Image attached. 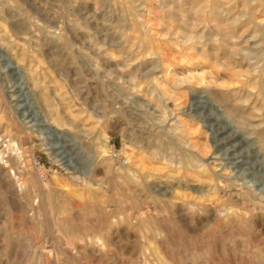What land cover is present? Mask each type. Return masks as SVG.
I'll use <instances>...</instances> for the list:
<instances>
[{"label":"bare ground","instance_id":"6f19581e","mask_svg":"<svg viewBox=\"0 0 264 264\" xmlns=\"http://www.w3.org/2000/svg\"><path fill=\"white\" fill-rule=\"evenodd\" d=\"M72 1L66 0L68 3ZM112 2L116 5L120 24L124 23V20H128L133 27L130 28L131 31L125 29V27L128 28L127 25L120 29L122 32L124 31V34L122 33L123 44H116L118 41L115 43L116 38L111 42H109L110 39H103L104 35L98 30V27L95 29L97 26L95 22L99 18L98 14L95 15L97 12L90 13L88 9H85L77 19H70L67 22L71 35L67 40L66 48L71 49L72 46L81 43L83 49L92 58H95L108 71L116 72L120 78L126 76L129 78L128 80L134 79L143 74L139 71L140 68H146L143 76L152 82L154 88L152 97L160 104V110L155 115L148 109L141 110L131 107L136 112V121L143 123L144 120H147L150 125V127L148 126L150 131L147 133L140 130V133H137L138 129L130 132L133 138L135 137L132 139L133 144L138 149L144 150L149 160L162 161L167 166L175 164L184 171L186 170L188 175L192 173L195 174V177L198 176L199 180L207 181L206 184L210 188L204 193L201 191L203 194L199 196L202 199L200 201L189 199L188 194L181 193V190L160 196L161 194H155V190L152 191L150 188L147 176H145L147 181H144L145 179H141L125 164L123 176L127 180L136 178L139 183L145 186L144 190H139L140 192L136 190L141 193V196H138L140 197L138 201L131 202L128 200L129 198L128 201L125 198H123L125 200H120V197L119 199L115 198L109 195L110 193L106 194L107 192L101 191L102 189L98 193L96 189H100V187H94L87 193L82 192L78 199L55 200L50 197L52 188L48 182L41 183L48 192L47 200L27 198L24 196L25 189L28 187L27 181L21 172L22 167L19 169L20 163H18L22 145L14 137L9 140H2L0 137V210L6 214L4 216L9 224L18 223L23 228L34 229L42 238L40 242L36 241V244L26 240L22 245V242L19 241L21 238L8 236L6 228L2 229L4 232L3 237H1L2 234L0 235V239L2 241L4 238L5 243L4 245L0 244V264H12V261H19L18 264H198L201 261L204 264H213L216 258L219 256L221 258L223 254L229 258V249L231 248H228L227 244L222 247L217 246L221 247V252L224 249L226 253L219 252L218 256L213 258L210 233L202 234L199 239L196 235V240L194 233L196 234L197 229L212 227L215 232L224 233L225 229L243 226L252 227L260 233L264 230V199L259 195L258 197L253 196L255 192L252 195L249 193L250 190L246 192L242 190L243 188L239 189L231 183L219 185L217 183L219 178L216 177L213 169L211 171L214 173L209 172L211 166L209 167L206 159L210 148L208 143L202 144L203 142L200 140L201 144H199L195 140L200 135L197 128L199 125L196 127L192 120L183 116L172 117L174 108L171 106L172 102L182 98L184 94L181 91L185 87L190 86L191 89V85L195 83L204 85V87L206 86L204 93L206 91L218 103V107H221L226 114L224 116L235 121L242 128L241 130L254 135L264 149V0H113ZM154 3H158V5ZM6 9L4 1L0 0V11L5 18L8 16L15 18L13 12L6 13ZM112 11L114 12V9ZM147 15H152L157 19L158 28L156 31L149 27ZM1 19L3 18H0V25L3 23ZM14 24L12 27H15L13 28L15 32L12 34L16 37L14 41L16 39L15 42L19 44L21 38L18 36L25 33V28L18 21ZM55 26L57 27V25ZM180 43L186 45L185 47L182 45L183 50L195 53L193 55L188 52L193 55L192 58L195 60L196 57L204 61L207 57L224 60L225 67L230 70L229 77H222L218 80V77L212 75L213 70L211 69V73L204 69L202 71L189 70L186 73L178 72L172 57L176 53L178 54V52L175 53L173 47L180 48ZM69 54L71 64H77L78 61L73 53ZM193 59L183 57V60L179 61H185L190 65ZM63 62L59 64L60 62L57 60L58 65L62 67H64ZM207 64L211 66L210 63L207 62ZM77 68L79 69L78 66ZM127 70L129 73H126ZM159 72L162 74L161 76ZM220 75L219 73L218 76ZM161 78L163 81L160 80ZM221 80L223 81L219 83ZM214 82L223 87L218 89L213 85ZM225 84L228 89L235 86L234 88L243 94V101L237 99L236 94L229 92L230 90L223 89ZM231 90L233 91V89ZM245 103H249L259 112L261 111V118H258L259 113L258 116L254 115L252 108L247 107ZM4 107L2 105L0 112ZM132 110L131 112H133ZM70 121L73 122L74 119ZM233 121L232 123H235ZM236 124L234 125L236 126ZM7 129H4V134L6 131L8 132L9 129ZM106 150L104 149V151ZM162 166L151 169L153 172L154 170L160 172L165 168ZM107 168L112 169L110 166ZM148 173L149 177L155 176L151 172ZM123 188L126 189V187ZM219 189L224 191L226 200L231 201L230 205L223 206V210L220 209L222 211H218L214 204V199L221 197ZM112 190L114 193L115 189ZM189 194L191 195V192ZM203 211L208 212V218L204 222L201 219L202 223H197L198 219L195 216ZM92 216H96L95 221L98 224L90 223L92 227H89L86 220ZM165 217L168 218V223L171 226L189 228L191 233L187 231L189 234L186 235V238L189 239L187 241L193 243L192 250L190 247V250L186 248L187 244L179 245L184 239L178 243V246L175 245L176 243L173 244L171 229L163 227L161 221L164 219L165 222ZM194 219L197 221L194 222ZM76 221L83 222L84 226H79ZM165 224L167 223L165 222ZM131 226H137L139 229L131 240L132 250H129L128 253L127 250L125 254L123 252L124 255L115 252L113 248L119 243L118 237L124 236L128 238L127 240L131 239ZM122 230L124 233L121 235L119 231ZM13 233L15 234V232ZM241 233L231 234V237L229 236L231 239L222 234L225 239L223 243L230 242L236 251L244 252L245 246H249L250 242L248 239V244L245 237L240 235ZM30 240H33L32 237ZM202 240H206L205 248L201 247L202 250H199L197 242ZM261 245L256 242V244L253 243V247L250 246L253 255L255 253L256 258L260 259L264 256ZM178 247H185L184 251ZM123 249L122 246L121 250Z\"/></svg>","mask_w":264,"mask_h":264},{"label":"rangeland","instance_id":"374dc122","mask_svg":"<svg viewBox=\"0 0 264 264\" xmlns=\"http://www.w3.org/2000/svg\"><path fill=\"white\" fill-rule=\"evenodd\" d=\"M3 1L8 9V11L6 9V13L13 12L12 14L15 15V18H9V16L5 18L0 11V18H3L1 19L3 23L0 25V106H5L2 109L3 111L1 110L0 112V137H2V140H9L14 137L22 145L19 151L18 163H20L19 169L22 167L21 172L28 185L24 196L47 200L49 198L48 192L42 184L43 182H48L52 188L50 197L55 200L64 198L78 199L82 192L87 193L94 187H100V189H96L98 193L103 191L107 192L106 194L110 193L109 195L115 198L119 199L120 197V200L129 198V201L135 202L140 199L138 196H141V193L136 192V190H144L145 186L139 183L136 178L127 180L123 176V173H125L123 168L126 164L141 179H145L144 181H147L145 178L147 176L150 188L152 191L155 190L154 193L157 195L165 196L172 194L173 191L181 190V193L188 194V198L193 201L202 200L199 196L210 188L206 184L207 181L205 182L204 179L199 180L198 176L195 177V174L193 175L190 172L188 175L186 170L184 171V169L177 167L175 164V167L171 164V166H167L162 161L149 160L146 152L138 149L133 144L132 139L135 137L133 138L130 132L138 129L137 133H140L139 130L147 133L150 131L148 129L150 125L147 120H144L143 123L136 121V112L131 107L141 110L148 109L155 115L160 110V104L152 97L153 84L146 76H143L147 69L140 68L139 71L143 74L134 79L128 80L129 78H126V76L120 78L116 72L108 71L95 58H92L83 49L81 43L72 46L71 49L66 48L67 40L71 35L67 22L70 19H77L78 15L85 9H88L90 13L97 12L95 15L98 14L99 18L95 22L97 24V26L95 24V29L98 27V30L104 35L103 39H110L109 42H111V40L116 38L114 40L115 43L118 40L116 44H123L122 33L124 31L122 32L120 29H123L122 26L127 25L128 28L125 27V29L131 31L132 25L129 24L128 20H124L126 24L123 22L120 24L113 0H111L112 4L109 3L110 0H73L71 3L66 2V0ZM154 4L158 5V3ZM113 9L114 12L112 11ZM149 16L147 15L149 27L156 31L158 28L156 25L157 19L153 18L152 15ZM17 21L22 23L25 28V33L18 36V38H21V40L19 39V44L15 42L16 39L14 41L16 37L12 34L15 32L13 30L15 27L12 26L16 25L14 23H17ZM182 45V43L179 44L180 48L173 47V49L175 48V53L178 52L172 57L175 65H177L178 72L186 73L189 70L202 71L204 69L208 73L213 70L212 75L216 78L218 77V80L222 79V77H229L228 72L230 70L225 67L224 60H214L211 57H207L205 61L200 58L197 59V57L195 60L192 58L195 53L183 50L186 45H183L184 47ZM70 52L73 53L78 61L77 64H71ZM183 57L193 59L192 63L189 65L185 61L180 62ZM57 60L60 62L59 64L64 61V67L59 66ZM218 72L221 74L220 76H218ZM126 73H129V70ZM159 75L161 76L162 74L159 72ZM160 80L163 81V78ZM223 80L219 81V83ZM219 83L215 84L214 82L213 85L221 89L223 86ZM205 87L195 83L191 85V89L190 86L188 88L185 87L184 90L182 89L181 92L184 94L182 98L172 102L174 105H171L174 108L172 117L183 116L188 120H192L196 127L200 126L197 127L200 135L195 140L199 144L201 142H203L202 144L208 143L210 148L206 159L209 167L211 166L209 172H215L216 177L219 178L217 180L219 185L231 183L239 189L243 188L242 190L246 192L250 190L249 193L252 195L255 192L253 196L258 197L259 195V197L264 199L263 147L257 142L258 140L255 139L254 135L241 130L242 128L235 121L228 116H224L226 114L221 107H218V103L206 91L204 93ZM225 87H227L226 84L223 89H226V91L230 90L229 92L236 94L237 99H240V101L243 99V94H240L234 88L235 86L229 87V89ZM245 105L252 108L254 115L258 116L259 113L258 118H261V111L259 112L256 107L250 106L249 103H245ZM72 119H74V123L70 121ZM232 121L235 123H232ZM234 124H236L238 129ZM3 127H5V130L9 127L10 131L7 129L9 133L6 131L4 134ZM104 149L107 150L104 151ZM9 150L11 149L9 148ZM109 166L112 169L107 168ZM159 166L165 168L160 172L157 170L153 172L154 167L157 168ZM212 169L213 171H211ZM148 172L157 176L149 177ZM123 187H126V189ZM112 189H115V194L112 193ZM43 190L45 191L43 192ZM190 192L191 195L189 194ZM219 195L221 196L219 199H214V204L218 211L220 209L223 210V206L231 204V201L226 200V195L221 189H219ZM2 211L0 210V223L2 222L0 224L1 237H3L4 232L2 229L5 230L6 228L8 236L22 239L19 240L22 245L25 244L26 240L27 242L31 241L32 244L42 240L41 236H38L39 233L34 229L23 228L18 223L9 224L5 217L6 214ZM197 214L195 217H197L198 221L194 219V222L202 223L208 218V212L203 211ZM95 217L92 216L90 218L92 219L91 221L90 219L86 220L88 222L86 223L87 226L92 227L90 223H93V225L94 223L98 224L95 221ZM3 221L5 222L4 224ZM161 221L163 222H161L163 227L168 228V230L171 229L173 244L176 243L175 245L178 246V243L184 239V242H180L179 245L184 243L182 245L184 246L187 244L188 247L186 246V248L189 250L191 248L192 250L193 243L187 241L189 239L186 238V235L191 233L189 228L171 226L166 217L165 222L167 224H165L164 219H161ZM76 222H78L79 226H84L83 222ZM138 230L137 226H131V239L127 240L128 238L124 236H120V238L124 237L123 239L118 237L119 243L113 250L122 255L127 250V253L130 252L129 250H132L131 248L133 247L131 246V240L135 237V232ZM224 231V233H221L219 231L215 232L212 227H200L199 230L197 229L196 234L194 233L195 239L197 237L198 239L201 238L202 234L210 233L213 258L218 256L217 253L221 252V247L225 244H227L228 248H231L229 249V258L223 254L224 256L221 255V258L220 256L219 258L217 257L213 264H264V256L262 259L256 258L255 253L253 255L250 248V246L253 247V243L256 244L258 242L262 244L261 246L264 250V230L260 233L256 229H252V227L234 226L233 229H225ZM119 232L122 235L124 230ZM239 233L245 237L248 244L250 242L249 246H245L244 252L236 251L234 245L230 242L226 241L227 243H223V240H225L222 237L223 235L226 238H230L231 234L238 235ZM31 237L33 240H30ZM4 240V238H2V241L0 239L1 245H4ZM219 241L222 242L220 243ZM204 242L206 243V240L197 242V249L202 250L205 248ZM122 246L123 250H121ZM178 248L184 251L185 247ZM222 252L226 253L224 249H222ZM18 262L12 261V264H18ZM199 263L204 264L203 261Z\"/></svg>","mask_w":264,"mask_h":264}]
</instances>
